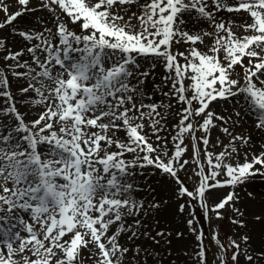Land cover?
I'll use <instances>...</instances> for the list:
<instances>
[{
    "label": "snow or ice",
    "instance_id": "6c2138e0",
    "mask_svg": "<svg viewBox=\"0 0 264 264\" xmlns=\"http://www.w3.org/2000/svg\"><path fill=\"white\" fill-rule=\"evenodd\" d=\"M0 264H264V0H0Z\"/></svg>",
    "mask_w": 264,
    "mask_h": 264
}]
</instances>
